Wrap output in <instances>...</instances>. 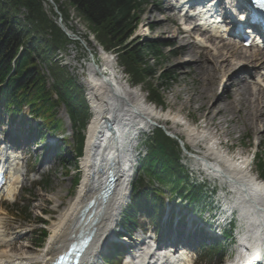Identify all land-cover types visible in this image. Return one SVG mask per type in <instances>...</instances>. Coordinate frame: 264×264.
I'll return each mask as SVG.
<instances>
[{
	"label": "rangeland",
	"instance_id": "374dc122",
	"mask_svg": "<svg viewBox=\"0 0 264 264\" xmlns=\"http://www.w3.org/2000/svg\"><path fill=\"white\" fill-rule=\"evenodd\" d=\"M156 2L157 0L155 2H149L145 6L140 14L138 27L129 40L136 41L137 43L154 41L159 45V55L153 56L151 54H147L146 56L148 65L153 67L156 72L154 77L148 78L147 81L156 86L159 81L158 75L160 72L166 71L173 73L174 80L171 82L170 86L159 90L162 97V105L156 102H149L150 96L147 93V81L139 85H132L130 83L128 75L124 71L121 64H119L117 55L114 51H103V47L95 38L96 33L88 24H86L83 18L67 3L66 0H61L60 4L65 9V13L67 15L66 25L69 28V39L72 40L73 43L66 45L65 48L60 49V51L55 52L50 61H52L55 66L64 67L68 74L77 81L76 84L81 86L84 97L87 99L86 102L89 104L86 81L89 79L90 68L93 66L90 52H93V55H95V58L97 59L96 62L98 63L100 69L109 74L110 71H108V67L105 66L104 62V55L107 53L114 61L116 77L120 80V82L126 83L133 88L140 89L141 95L146 98L149 104H154L158 111L159 109H163V114L161 113L159 115L157 123L159 126L164 127L169 133L174 131L177 132V137L186 144L189 151L196 153L198 156H204L211 144L214 146L215 143H218L215 147L224 154L228 153V156L231 158L235 157V159L240 160L243 158L250 162L253 153L256 151L258 157H261L264 162V137L260 139L261 142L258 139V136L261 134L263 129L252 131L245 126L243 127V121L240 119L242 113H224V116L219 114L215 117L214 124L212 126H205L206 121L204 120V117H202L203 109L205 107H200V101L197 100L198 92L201 90L203 91V89L211 83L215 92V96L213 97L214 99L225 90L228 84L226 82V75L221 78L222 75L219 74L212 79L211 75L208 77L207 74H204V71L206 70L203 66L205 62V54L206 57L211 58L213 56L212 54H214L213 49L217 43L210 46V49L198 48L193 42V38L189 39L184 37L181 34L180 29H177L176 23L172 22L171 19H168L170 12L164 9L165 4L158 7L156 6ZM44 6L46 11L49 10L48 6L45 4ZM47 14L57 24L56 15L51 16L48 11ZM19 17L21 19L23 18L22 15ZM148 26L149 29L147 28ZM191 35H193V33H191ZM226 42L228 41L220 42L218 46L221 43ZM229 43H233L235 48V56H233V58H236V55H245L247 57L250 51H253L252 49L238 48V45L234 41ZM181 44L184 48L179 49ZM182 53L184 54L180 56ZM233 58L232 60H234ZM239 62L242 63L243 60L239 58L238 63ZM37 63L39 64L40 74L44 77L46 86H50L53 80L50 76L49 68L39 61H37ZM191 64L192 66H190ZM178 65L181 67H177ZM242 65L245 64L242 63L239 66ZM231 72L232 70L230 73ZM242 74H238L236 81L242 80ZM223 84L224 87H222ZM250 85L254 90L259 89H256L251 83ZM235 89V86H233L231 94H234V97L239 100L240 107L243 109L244 105L242 104L240 97L235 95ZM87 111L89 112V116L86 119V124L89 122L92 115L89 108ZM21 112L23 113L21 127L25 128L27 120H29L32 125H36L42 121L40 120L42 118L36 117H32L30 120L28 116V107H24ZM166 112L171 113V115H176L178 121L180 122L178 124H174L173 126L171 121L166 120ZM55 117L61 119L62 127L67 131L66 140L69 141L70 146H66L61 151V157L52 156L53 154L51 155V151L46 152V140H43L40 145H37L38 148L36 152L33 153L29 150L30 156L27 159V163L21 162L20 165L22 173L24 174L23 176L25 177V181H23L21 189L18 188L15 196L9 200H5L4 204L0 206L1 233L6 235L7 238H19V242L16 244L15 248H19L21 244L26 246L23 249H15L16 251L12 250L11 253H14L15 255L30 257L41 252V250L46 246L48 238H46L43 243L38 245V235L40 233L39 229L41 225L37 222L38 217H41L40 212L45 213L42 218L47 223L44 228L49 236L52 233L50 226L59 220L60 213L76 195L77 186L74 187V177H76L77 174H79L78 178H81L82 176V169L78 167V165L75 166L73 160L74 152L72 145L74 144V138L71 134L73 132V128L70 125L62 106L56 109ZM8 121L9 117L4 113L1 114L0 127H4ZM184 122L188 123V125L192 128L202 131L206 135V138L199 140L195 144L189 142L186 131L184 130ZM153 128L154 127L150 128L148 132L150 130L152 131ZM61 134L60 130H56L51 134V136L56 137L57 135L60 140L62 137ZM47 135L48 134H46V136ZM36 138L37 137L34 139L36 140ZM139 138L141 137L139 136ZM139 144L140 145L137 149L142 151V154H147L148 150L144 145L143 140H141ZM159 155L163 156L162 151H158V156ZM179 155L181 163L184 165L187 172L190 174L192 173V175L188 178L189 182L193 179H204V181H207L205 183L208 186V192H211L212 188H215V196L218 197V195L223 194V199L226 197L225 200L231 203L233 194L228 188V184L226 182H223L222 180H215L213 177L209 176L207 174L209 172L206 173V169L204 167H202L197 161H194L193 158L189 157L181 149ZM158 156L157 160L159 161ZM44 157H50L49 159L51 160H45ZM159 164L162 169H166L168 166V163L164 160H161ZM257 164L258 159L256 157L251 164V169L254 175L255 173L256 175L260 174ZM65 165H67V169H69L70 172L67 171ZM137 177L138 174L136 172L134 174L132 184ZM153 187L157 188L159 186L157 184H153ZM169 187V182H166V184L163 185L164 198L170 197L168 192ZM171 198L174 200L176 197L172 195ZM16 204L21 205L23 209L28 207L30 214L29 212L24 213V215L18 214V211L15 208ZM214 205L215 203L212 206ZM184 207L185 204L183 202H179L177 199L175 204H173L172 201L168 202L166 210L173 211L174 213L179 210L182 215H184V212L186 211ZM199 209L200 207L194 208V211L197 213ZM235 215L237 217V212ZM202 217H206V214L203 213ZM135 223L138 228H148L150 236L152 237L151 232L154 231H152L153 227L151 225L153 224V221L151 219L140 215L137 217V221ZM244 231L245 225L239 229L240 236ZM136 233H138V231H136ZM156 238L157 234L154 236V239ZM224 242H226V246L223 248V263L221 264H224L233 256V247L231 248L228 245L227 240ZM0 251L9 253L10 246L4 243L2 247H0ZM187 257L190 259L191 264H219L218 257L215 254H212L211 256L210 254L189 252ZM25 264H30V261H25Z\"/></svg>",
	"mask_w": 264,
	"mask_h": 264
},
{
	"label": "bare ground",
	"instance_id": "6f19581e",
	"mask_svg": "<svg viewBox=\"0 0 264 264\" xmlns=\"http://www.w3.org/2000/svg\"><path fill=\"white\" fill-rule=\"evenodd\" d=\"M181 48H184L182 44L179 46V49ZM213 50L214 54L211 58L206 57L205 54L203 66L206 70L204 74H207L208 77L211 75L212 79L219 74L222 75L221 78L226 75L228 84L225 90L214 99L215 92L211 83L203 91L198 92L197 100L200 101V107H205L202 114L206 121L205 126H212L215 117L219 114L224 116V113H242L240 119L243 121V127L252 131L263 129L258 136L261 142L260 139L264 137V91L254 90L244 81H236V79L243 70V67L239 65L251 60L250 64L255 68H263L264 56L261 57L258 51L253 50L247 57L236 55V58H233L235 48L230 43L216 45ZM239 58L243 60L242 63H238ZM104 62L110 71L109 74L98 66H91L89 79L86 81L92 115L85 130V150L80 159L82 176L75 197L60 213L59 220L50 226L52 233L48 236L46 246L37 255L24 257L12 254V250L23 249L26 246L21 244L19 248H15L19 238H7L0 231V247L4 243L10 246L9 253L0 251V264H25L27 260L30 261V264H48L71 241L88 234H91L92 239L86 249V254L93 261L103 241L110 235L116 217L127 203L128 190L133 176L131 157L133 156L132 149L135 138L138 133L154 127L153 123L157 122L159 115L163 114L164 110L159 109L158 111L154 104H149L146 98L141 95L140 89L120 82L116 77L114 61L107 53L104 55ZM253 78L261 81V77H252L251 79ZM233 86L236 88L235 95L242 100L243 109L240 107L239 100L234 97V94H231ZM165 116L173 126L180 122L176 115L166 112ZM108 125L111 127L109 128ZM183 125L189 142L195 144L206 138L202 131L192 128L188 123L184 122ZM171 133L178 135L175 131ZM216 145L218 143H215L214 146L211 144L207 153L204 156H198L197 161L201 162L211 175L228 184V188L233 194L228 206L238 209L246 226L242 237H240V243L242 247H247L250 250V254H257L260 263L264 264V183H257L255 178L250 175L248 169L250 164L247 159L231 158L219 151L215 147ZM10 163L15 166H11L8 170V180L2 195V198L5 199L12 198L16 193L17 186L22 182L18 164L12 160ZM109 170L113 171L115 184L111 194L103 202V199L98 195L105 186ZM93 198L96 204L81 215L86 203ZM3 204L4 202L1 200L0 205ZM92 210L88 219L87 216ZM95 218L96 221H94ZM152 247L147 246L138 257L136 264H148V255L152 250L156 251ZM163 254V257L170 260H178V264H185L184 254L178 258L171 251H164ZM243 254L238 253L234 259H230L224 264H240L249 261V254L247 253L246 257ZM152 264H159V262L155 260Z\"/></svg>",
	"mask_w": 264,
	"mask_h": 264
},
{
	"label": "trees",
	"instance_id": "16d2710c",
	"mask_svg": "<svg viewBox=\"0 0 264 264\" xmlns=\"http://www.w3.org/2000/svg\"><path fill=\"white\" fill-rule=\"evenodd\" d=\"M60 1L53 0L64 20L66 13ZM66 1L96 33L95 38L103 49L114 51L132 85L143 84L148 78L154 77L155 69L148 65L146 56L159 55L157 43L129 40L149 0ZM44 4L49 7L47 11L50 15L55 16L47 0H0V99L6 112L16 113L26 104L33 116L41 117L43 124L38 128L39 134L43 130L61 128L60 121L55 118V110L63 106L75 128V152L81 155L83 129L89 116L88 106L77 81L64 67L55 66L50 61L57 50L73 42L47 14ZM37 61L49 68L53 80L49 87L40 74ZM158 79L156 86L147 81L146 87L150 101L162 105L159 90L169 87L174 75L162 71ZM11 106L13 109H10ZM64 143L69 145V142ZM145 145L148 152L140 160L139 177L134 185L131 203L123 212L126 228L133 225V210L137 204L150 203L146 208L150 217L161 212V192L151 189V182L156 181L161 186L169 182L170 192L187 198L188 202L199 201L204 191L203 185L189 183V172L181 163L178 142L167 136L161 128H155L151 135L146 136ZM158 151H162L163 156H158ZM257 159V167L264 177L263 159ZM161 160L168 163L166 169L160 167ZM144 178L147 179L146 183ZM17 211L20 214L29 212L28 208ZM39 236V242H42L46 237L44 229H41Z\"/></svg>",
	"mask_w": 264,
	"mask_h": 264
},
{
	"label": "water",
	"instance_id": "95a60500",
	"mask_svg": "<svg viewBox=\"0 0 264 264\" xmlns=\"http://www.w3.org/2000/svg\"><path fill=\"white\" fill-rule=\"evenodd\" d=\"M49 1V3L50 4H53V1L52 0H48ZM109 127H111L110 125H109ZM108 176H109V184H106L105 186H107L106 187V189H105V191H104V195H103V198L104 197H106L109 193H110V190H111V187H112V184H113V181H114V179H115V177H114V175H113V171H109V173H108ZM107 181V182H108ZM91 204H95L93 201L91 202Z\"/></svg>",
	"mask_w": 264,
	"mask_h": 264
}]
</instances>
